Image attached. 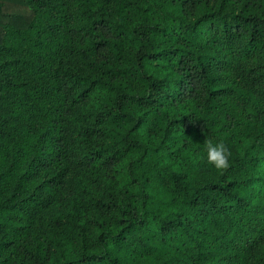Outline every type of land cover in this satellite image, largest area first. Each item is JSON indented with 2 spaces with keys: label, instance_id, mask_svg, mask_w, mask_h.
Wrapping results in <instances>:
<instances>
[{
  "label": "trees",
  "instance_id": "obj_1",
  "mask_svg": "<svg viewBox=\"0 0 264 264\" xmlns=\"http://www.w3.org/2000/svg\"><path fill=\"white\" fill-rule=\"evenodd\" d=\"M0 264H264V0H0Z\"/></svg>",
  "mask_w": 264,
  "mask_h": 264
},
{
  "label": "clouds",
  "instance_id": "obj_2",
  "mask_svg": "<svg viewBox=\"0 0 264 264\" xmlns=\"http://www.w3.org/2000/svg\"><path fill=\"white\" fill-rule=\"evenodd\" d=\"M205 154L209 164L216 169H226L229 166L230 152L222 141L206 140Z\"/></svg>",
  "mask_w": 264,
  "mask_h": 264
}]
</instances>
